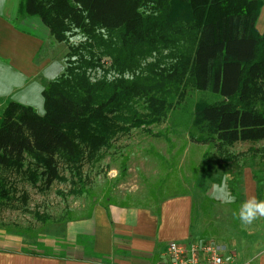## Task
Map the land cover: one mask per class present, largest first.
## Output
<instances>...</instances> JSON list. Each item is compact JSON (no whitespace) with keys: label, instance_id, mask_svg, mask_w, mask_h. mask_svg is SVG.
Listing matches in <instances>:
<instances>
[{"label":"trees","instance_id":"trees-1","mask_svg":"<svg viewBox=\"0 0 264 264\" xmlns=\"http://www.w3.org/2000/svg\"><path fill=\"white\" fill-rule=\"evenodd\" d=\"M263 4L20 0L18 14L39 17L68 51L63 71L42 90V114L15 101L5 105L0 165L26 175L42 190L53 180H66L58 175L63 166L69 175L68 193L82 195L90 184L84 166L100 161L116 136L161 121L175 103L185 100L188 89L219 97L195 104L190 141L215 148L225 160L232 156L231 148L247 144L254 157L256 146L264 144V31L256 29ZM74 35L82 40L70 43ZM96 70L101 76L92 78ZM25 155L32 159L26 166ZM207 157L208 151L197 178L202 189L209 173ZM220 180L212 178L211 183ZM236 182L234 177L228 182L235 201ZM8 195L2 177L0 198Z\"/></svg>","mask_w":264,"mask_h":264},{"label":"rangeland","instance_id":"rangeland-1","mask_svg":"<svg viewBox=\"0 0 264 264\" xmlns=\"http://www.w3.org/2000/svg\"><path fill=\"white\" fill-rule=\"evenodd\" d=\"M81 40L80 35L69 39L72 44ZM65 47V43L59 44L56 52L59 58ZM100 76L99 70L91 75L92 78ZM218 99L212 93L188 89L185 100L180 104L175 103L161 121L149 122L116 136L111 147L103 151L100 161L93 166H84L90 184L82 195L68 193L69 175L63 166H60L58 175L66 180H53L48 188L42 190L30 183L26 175L0 165V178L5 177L9 192L7 199L0 198V239L22 241L32 246L36 244V238L48 240L47 243L60 238V242L66 244L56 234L63 233L69 220L88 215L95 206L109 210L135 206L156 209L165 197L185 192L194 195V215H208L202 217L207 231L204 237L214 240L211 232L220 236L244 233L248 225H244L238 217L239 207L246 200L240 186L243 183L242 169L246 166L250 168L256 196L258 188L261 200H264V151L261 150L264 144L256 146L258 150L254 157L247 150V144L236 145L230 149L232 156L225 160L215 148L190 141L188 127L193 119L195 104ZM3 109L0 105V121ZM138 110L141 114L145 113L143 104H139ZM206 151L208 157L205 160L209 166L206 188L215 185L211 183L212 178H222L224 175L231 176V179L234 177V182L238 180V183H233L236 196L239 194L238 203L216 204L214 201L209 202L206 197L204 199L206 188L198 186L197 178L202 173ZM31 160L29 155H25V166ZM200 197L207 203H203ZM232 217L237 219L236 222L233 223ZM252 226L253 231L263 230L264 217H258ZM205 242L213 243L209 240ZM62 247L67 248L66 245Z\"/></svg>","mask_w":264,"mask_h":264},{"label":"crops","instance_id":"crops-1","mask_svg":"<svg viewBox=\"0 0 264 264\" xmlns=\"http://www.w3.org/2000/svg\"><path fill=\"white\" fill-rule=\"evenodd\" d=\"M19 3L0 0V105L4 108L15 101L42 114V90L63 71L67 48L59 58L56 52L61 43L53 39L39 17L19 15ZM256 29L264 31V4ZM242 179L244 199H257L247 166L242 169ZM213 186L206 188L203 197L222 204L213 198ZM194 204V195L185 192L165 197L156 209L135 206L109 210L95 206L88 215L69 220L63 233L56 234L66 244L60 238L48 243L36 238V246L0 239V264H159L169 242L206 240L234 249L233 264H264V229L253 231L251 224L244 233L234 232L232 236L211 232L214 240H210L204 237V218L208 215H194ZM232 220L234 223L237 219ZM64 245L67 248L62 249Z\"/></svg>","mask_w":264,"mask_h":264},{"label":"built area","instance_id":"built-area-1","mask_svg":"<svg viewBox=\"0 0 264 264\" xmlns=\"http://www.w3.org/2000/svg\"><path fill=\"white\" fill-rule=\"evenodd\" d=\"M205 241L169 242L159 264H233L234 249Z\"/></svg>","mask_w":264,"mask_h":264},{"label":"clouds","instance_id":"clouds-1","mask_svg":"<svg viewBox=\"0 0 264 264\" xmlns=\"http://www.w3.org/2000/svg\"><path fill=\"white\" fill-rule=\"evenodd\" d=\"M100 31L105 32V29ZM231 176L224 175L219 184L213 186V198L220 200L224 204H232L235 202V196L229 189V181ZM220 193V194H217ZM234 215H236L234 213ZM239 220L244 225H251L258 217H264V200H257L254 196H250L239 207Z\"/></svg>","mask_w":264,"mask_h":264}]
</instances>
